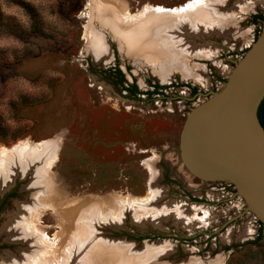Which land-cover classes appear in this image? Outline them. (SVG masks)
<instances>
[{
    "label": "rangeland",
    "instance_id": "rangeland-1",
    "mask_svg": "<svg viewBox=\"0 0 264 264\" xmlns=\"http://www.w3.org/2000/svg\"><path fill=\"white\" fill-rule=\"evenodd\" d=\"M91 1L0 0V148H19L23 143L41 146L55 140L59 149L44 175L49 177L47 184H56V189L49 190L57 199L45 201V208L38 209L37 224L35 221L42 235L38 242L45 251L52 241L60 242V248L54 245L50 249L53 254L46 262L67 259L72 239L79 237L81 245L86 238L80 236L81 230L86 228L95 230L107 246L117 243L128 248L134 242L142 250L146 243L167 245L161 256L165 263L219 260L221 264H264V228L260 232V221L247 211L235 187L228 181L197 177L186 167L181 153V132L189 112L222 89L263 33L264 22L255 15H264V0H215L219 3L215 20L205 19L201 24L193 20L192 27L184 23L176 30L175 35L185 38L183 46V39H172L165 19L150 26L142 21L140 24H146L140 26L143 37L154 30L160 40L174 42L168 53L174 56L175 46L183 50L184 58H180L184 62L170 69L164 79L155 63L167 59L153 58L139 47L120 42L111 27L92 19L98 7ZM188 1L115 3L123 18L128 11L149 12L147 5L172 10ZM90 30L96 35L93 38L98 32L103 34L106 55L94 54L87 39ZM115 65L123 70L127 83L142 91L140 98L115 83L111 70ZM153 83L163 90L150 99L143 93ZM192 87L198 90L196 96L190 93ZM33 162L8 188L0 186V259L18 256L29 247L4 231L19 215L22 203L39 195L32 185L37 169L36 160ZM152 171L158 173L156 179ZM152 185L160 194L154 206L180 207L192 221L172 213L160 224L140 223L132 207L121 201L120 208L126 211L119 221L113 217L114 211L109 212L113 216L101 213V203L89 204L111 195L141 197ZM72 207L80 213L67 217L66 210ZM74 262L78 263L77 257Z\"/></svg>",
    "mask_w": 264,
    "mask_h": 264
},
{
    "label": "bare ground",
    "instance_id": "bare-ground-1",
    "mask_svg": "<svg viewBox=\"0 0 264 264\" xmlns=\"http://www.w3.org/2000/svg\"><path fill=\"white\" fill-rule=\"evenodd\" d=\"M115 1H118V0H99V1L92 0L91 3L94 2L95 6L98 7L96 9L97 13L96 15L92 16V19L98 18L101 24L111 27L112 30L116 32V35L120 39V42L123 40L124 44L126 43L128 46L139 47L143 51H146L150 56H153V58H158V59L161 57L166 58L167 60L165 62L155 63L156 65H158V67L160 66L159 72L164 73L162 74V77H163L162 79H164V77L167 76V73L170 71V69H172L173 67H177L184 62V60L181 62V58H180V57H182V59L184 58L183 57L184 55L182 54L183 50L182 48L178 49L175 46V52H174L175 55L173 56L172 53H168L169 51L173 50L174 42L168 39L165 41V39L163 38L162 40H160L157 36L158 33L155 32L154 30L150 31L148 34H145V37H143L142 34L139 32L142 25L144 26L146 24H149L150 26V24H157L159 22V19L160 20L165 19L163 20V22L164 24H166V26L168 24V26L170 27L168 28L171 30H169L168 32H170L169 34L172 35V39L174 40L175 39L174 37H176V39L177 38L183 39L180 37V35H175V34L177 33L176 30L179 31L181 28H183L184 23L192 27L193 25H195L194 23H192L193 20H195L198 24L203 23L202 21H204L205 19L215 20L214 16H216L215 15L217 12L216 10L219 8L218 7L219 3H217L215 0H189L185 5L177 6L172 10L164 9L165 7H162L160 5L158 7L152 6V8L150 9L149 8L150 5L149 6L147 5V7H145V10H149V12H144L145 14H142V12L141 13L139 12L131 13L130 11H128L127 14L124 15L123 18H121L119 17L117 13L118 10L116 9V5L118 3H115ZM120 8L122 9L123 7L120 5ZM227 15L229 16V14ZM147 16L148 18H146V20L142 19ZM228 16L227 18H229ZM217 20L220 21V19H217ZM142 21L144 22L146 21L145 22L146 24L144 22H143L144 24L143 23L140 24ZM203 25L205 26V24ZM87 35H88L87 39H89V42H90L88 44H90L91 49L93 50L94 54L97 57L103 56L105 54V51L107 50V45L104 39L102 38L103 34L98 32L97 37L93 38V35L94 36L96 35L90 30L89 34ZM151 36L153 38V41L151 40L149 41V37ZM179 41L180 40H178V42ZM184 42H185V38L183 39V41H181L180 43L181 46H183ZM159 45H161V47H159ZM171 45H172V48L170 47ZM203 54L205 53L203 52ZM185 73L188 74L186 70H185ZM27 145L29 144L23 143V146L19 148L17 146L13 148H8V147L0 148V186L4 188L8 184H10L11 181L13 182L14 177L17 174L21 173L25 175L28 168H30L32 164L34 163L33 161L36 160L35 165H37V169L35 170L36 171L35 177L32 176L35 179L32 185L34 187L36 186L35 187L37 188L36 193L39 194L38 196L33 195L34 197L32 198H34V200L32 202L22 203V205L20 206V213H18L19 215L16 216L15 218L16 220L13 219V221L5 227V231H4V232H8L11 238L16 239L17 241H20L22 243H26L27 245H29V247L25 249H21L20 254L18 256L9 255L10 257L7 256L4 258H1L0 264H72V263L75 264L74 261L76 257L78 261V263L76 264H172V263H165L161 261L162 253H166V250H167L166 247H168L167 245L146 243L142 250H137L133 244L134 242L129 243L128 248L126 247V245H121L117 243L113 246H107L106 245L107 243L100 241L101 239L97 235L95 230H92L90 232L86 228L84 229L82 228L81 230V234H84V235L80 234V236H83L84 238L86 237L81 245H78L79 237L76 236L72 239L73 245L69 246V254H68L67 259L62 260V258L59 257L57 261H54V262L47 261L48 262L47 263L46 257H49L53 254V250H50V249H53L54 245L56 246L60 242L57 243L56 241H52V243L50 244V248H48L50 251L49 250L48 252L45 251L46 247L43 248L44 245H42V243L39 244L38 242V241H41L42 235L39 233L38 229H36L37 227L36 224L39 218L38 209L41 208L42 206H43L42 208H45V204L49 203L48 201L52 199V197L55 200L57 199L54 197L56 193L52 194L53 190L52 191L49 190L51 187L56 189V184L55 183L54 184L51 183V185L47 184L46 179H49V177L48 176L45 177L46 176L45 173L48 172V167L51 165L50 164L51 160L55 157V153H57L56 151H58L59 149H58V146L55 140L45 142L41 146H38V145L27 146ZM152 169L154 170V168ZM152 173H153V179L154 178L156 179V175L158 173L156 174V171H152ZM154 189L155 188L152 185L148 194L141 196V197H136V196H131V195L130 196H123V195L112 196L111 195V196H106L105 198H103L102 196L103 199L91 200L89 204L98 205L101 203V205H103V210L101 211V213L103 214L106 213L105 216L114 215L113 217L115 216L118 217V220L119 219L123 220L121 218L123 217L126 211L125 208H122V207L120 208L119 202L121 201V203H123V206H125L124 204H126V206L130 205L132 207L130 209L133 210L132 212L134 213V215H137L135 219H137L138 222L140 223L146 224V221H152L154 222V224H160V222H162V219L168 217L172 213L176 215L177 218L186 219V221L188 220V222L192 221V219H187V215L185 214V211H183L180 207L179 209H171L172 208L171 206H170L171 208L166 207V206L164 207L154 206L156 197L158 198V196H160L159 192L156 191L157 189L155 190ZM88 198L90 199V197ZM89 199H87V201ZM58 200H60V198ZM45 201H47V203H44ZM72 208L73 209L69 208L70 210H66L68 211V214H69V216L67 217L80 213V211L77 212L78 208L77 209H74V207ZM112 211H114L113 215H109L110 214L109 212H112ZM90 216L85 215V217H90ZM93 219H94V216L90 220L93 221ZM35 221H36V224H35ZM131 244L133 246H131ZM57 246L58 248H60L59 245ZM62 247L67 248V245L65 246L63 243ZM58 248L56 247L57 250ZM51 251L52 253H50ZM180 264H203V263L200 260L199 261L198 260H187ZM210 264H221V261L219 262V260H216V261L214 260Z\"/></svg>",
    "mask_w": 264,
    "mask_h": 264
},
{
    "label": "water",
    "instance_id": "water-1",
    "mask_svg": "<svg viewBox=\"0 0 264 264\" xmlns=\"http://www.w3.org/2000/svg\"><path fill=\"white\" fill-rule=\"evenodd\" d=\"M263 99L264 31L222 89L189 112L181 153L197 177L232 183L247 211L264 224V127L258 116Z\"/></svg>",
    "mask_w": 264,
    "mask_h": 264
},
{
    "label": "flooded vegetation",
    "instance_id": "flooded-vegetation-1",
    "mask_svg": "<svg viewBox=\"0 0 264 264\" xmlns=\"http://www.w3.org/2000/svg\"><path fill=\"white\" fill-rule=\"evenodd\" d=\"M260 21L264 22L262 20ZM111 70H112V77L114 78V81H116L115 83L117 85L123 87L124 90L129 92L131 95L138 96L139 98L141 97L142 91L138 88L137 85L129 84L126 82L125 75L120 67L115 65V67L112 68ZM153 84L154 85L151 86L150 90H148L146 93H143V94H147V96H149L150 99H152L156 95H159L163 90L158 84L156 83ZM190 91H191L190 93L194 96L198 94V90L196 91V93L194 92V87L190 88ZM230 187H234V185L231 183Z\"/></svg>",
    "mask_w": 264,
    "mask_h": 264
},
{
    "label": "trees",
    "instance_id": "trees-1",
    "mask_svg": "<svg viewBox=\"0 0 264 264\" xmlns=\"http://www.w3.org/2000/svg\"><path fill=\"white\" fill-rule=\"evenodd\" d=\"M256 20H262L264 21V15L263 14H257L255 15ZM197 89L194 88V92L196 93ZM258 116L260 119L261 124L264 127V99L262 100L259 109H258ZM264 228V224L260 222V232H262V229ZM261 235V233L259 234Z\"/></svg>",
    "mask_w": 264,
    "mask_h": 264
}]
</instances>
